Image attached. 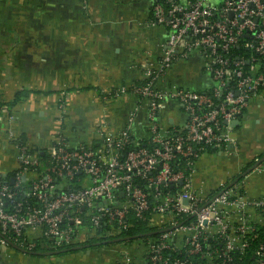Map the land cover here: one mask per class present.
Instances as JSON below:
<instances>
[{"label":"built area","instance_id":"2783aa9c","mask_svg":"<svg viewBox=\"0 0 264 264\" xmlns=\"http://www.w3.org/2000/svg\"><path fill=\"white\" fill-rule=\"evenodd\" d=\"M165 2L167 6L155 2L151 10L152 23L167 30L160 57L142 66L138 83L106 96L127 93L136 100L126 126L114 134L105 123L99 124L101 144L97 149L84 145L72 149L63 134H54L47 152L52 164L27 194L37 198L38 206L22 211L17 203L12 211L5 210V199H13L14 194L0 184V229L22 236L29 249L38 236L52 238L56 247L81 241L80 231L88 223L95 229L109 224L107 235L115 236L126 226L130 214L142 217L150 209L149 222L158 230L178 227L160 233L158 238L123 245L120 257L124 264H193L192 257L197 264H233L232 254L243 258L251 241L259 238L257 231L264 228V198H249L238 183H223L205 191L203 183L195 179L202 159L229 154L235 148L233 122L264 87V0ZM193 55L210 77L211 86L205 91L176 84L164 86L173 67ZM170 102L184 112L181 125L171 129L173 134L163 131L158 120ZM142 107L146 109L151 148L138 147L123 156L122 150L134 137L136 111ZM58 112L60 119L67 112L61 99ZM9 136L20 151L18 180L28 167L38 166L39 160L26 152L27 147L11 132ZM209 147L215 148V153H206ZM180 159L187 161V174L176 166ZM53 175L67 180L84 175L87 184L56 192ZM135 178L142 179L144 185L138 186ZM116 193L122 201L116 199ZM64 222L68 224L62 227ZM6 248L0 240V255ZM166 251L185 258H170ZM253 253L251 264H264V240Z\"/></svg>","mask_w":264,"mask_h":264},{"label":"crops","instance_id":"0c3cea01","mask_svg":"<svg viewBox=\"0 0 264 264\" xmlns=\"http://www.w3.org/2000/svg\"><path fill=\"white\" fill-rule=\"evenodd\" d=\"M152 5L153 0H0V173L10 184L20 152L10 132L43 154L58 132L71 147L97 149L99 124L114 134L126 126L136 100L127 93L106 96L138 83L142 66L160 57L167 30L152 23ZM169 84L205 91L212 82L193 55L168 73L163 85ZM60 99L67 106L62 119ZM162 113L163 131L183 121L172 102ZM146 125L142 107L132 127L137 140H148ZM235 137L231 153L197 164L195 180L205 191L233 182L264 154V87L239 118ZM236 183L249 198H264V162ZM123 250L107 245L36 257L6 248L0 264H124Z\"/></svg>","mask_w":264,"mask_h":264},{"label":"trees","instance_id":"16d2710c","mask_svg":"<svg viewBox=\"0 0 264 264\" xmlns=\"http://www.w3.org/2000/svg\"><path fill=\"white\" fill-rule=\"evenodd\" d=\"M155 2L160 3L164 6H167L165 0H153V4ZM234 52L241 54L240 49H235ZM245 54L249 55L248 52H246ZM176 106L181 111L182 116H183L184 112H183L182 107L178 106V105H176ZM162 114H163L162 112L160 114H158V120H159L160 124L162 121ZM182 119L184 120V116ZM180 125L181 124L176 125V127L178 128ZM172 128H174V127L172 126L171 128L168 129V131L170 130V134H173V132L171 130ZM134 137L133 136L130 137V143L122 150L121 154L123 156L125 155L126 152H128L132 149H136L138 147L151 148V144L148 140L141 141V140H137ZM18 141H19V144L21 146H25V142L23 139L18 138ZM135 144H136V147H135ZM80 146L72 147V149H78ZM215 150L216 149L212 148V147L205 149V151H207L206 153H215ZM26 152H28L29 154H35L37 156V158L39 160L38 166L28 167L27 171H23L22 172L23 174H20L22 176L24 175V177L22 178V176H20L19 179L15 180L12 184L9 183L7 178H4L2 175L0 176V184L1 185L4 184L7 187H9L11 192L14 194L13 199H11V200L5 199L4 209L7 211H12L15 208L17 203L21 204L22 211H25L29 207L38 206L40 204V202L37 200V198H35L32 195L27 196V194H30L32 192L31 191L32 183L34 181L41 179L47 173V168L49 167L50 164H52L51 159H50L47 152H43V154H41L42 152H39L38 150H35L33 148L27 147ZM176 166L178 169H181L182 171L185 172V174H187V172H188L187 161L180 159L177 161ZM16 174H17V172H15V174H14L15 178H16ZM30 174H32V176ZM85 179H86V176H84V175H76L73 180H67L66 178H58L56 175H53L54 190H56V192H63V191H72V190H75L78 188H82L85 186V184H87ZM135 183L140 187H142L144 185V181L140 178H135ZM230 183L231 182H226L225 186H228ZM116 199L118 201H122L123 197H121L119 193H116ZM97 203L103 204V201L98 200ZM150 206H152V203L150 204ZM151 216H152L151 209L144 212L142 214V217H136L134 214H130L125 220L126 226L121 230V232L119 234H117L115 236H108L107 235V231L110 228L109 224L108 225L102 224L100 227L95 229V228H91V225L88 223L85 225L86 229H83L80 231L81 239H83V240L75 242V243L70 244V245H64V246L61 245V246H57V247L54 245V240L52 238H47L45 236H38V237L33 239L34 247L32 249H29L28 244L25 243L22 236H16L10 230L2 231L0 229V233L5 238L9 239L13 243H16L17 245L21 246L22 248H25V249H28L31 251H36V252H45V251H53V250L71 249L75 246L82 245V244H93L96 242H101V241L109 240V239H113V238L124 237V236H134V235H139V234H144V233L156 231L158 229L154 225H151L149 222ZM190 221H191V219H190ZM67 224H68L67 222H64L61 224V226L63 227V226H66ZM257 232L259 233V235H258L259 238L251 241V245L248 248V250L246 251L247 254L243 258H241L236 253L232 254V258H233L232 263L233 264H251L252 263V260H253L252 257L254 255L253 250H254L255 246L258 244L259 241L264 240V228L260 227ZM159 235L160 234H155V235H152L150 237H141L139 239L125 241V242H122V243H119L116 245H129L135 241H144L145 242L151 238H158ZM26 238H28V237H26ZM0 240H2L1 237H0ZM6 247L13 249L7 245H6ZM95 247H99V246H90V248H95ZM74 252H75V250H70L68 252L61 253V254L54 255V256H63V255H66L69 253H74ZM165 255L170 257V258H173V257L185 258L184 254L179 255L178 253H174L172 251H166ZM190 259L193 262V264H197L196 259H194L193 257Z\"/></svg>","mask_w":264,"mask_h":264},{"label":"water","instance_id":"95a60500","mask_svg":"<svg viewBox=\"0 0 264 264\" xmlns=\"http://www.w3.org/2000/svg\"><path fill=\"white\" fill-rule=\"evenodd\" d=\"M239 119H236L233 124L236 125L238 123ZM264 162V154L249 168H247L238 178H236L233 182L230 183V185L238 182L240 180V178H243L245 175H247L248 173H250L251 171H253L254 169H256L261 163ZM15 180V178H14ZM182 182H180L181 184ZM178 226L175 227H171V228H167V229H163V230H156V231H152V232H148V233H144V234H139V235H134V236H124V237H118V238H113V239H109V240H104L101 242H96L93 244H82V245H78L75 246L71 249H62V250H53V251H45V252H36V251H31L25 248H22L21 246L17 245L16 243H13L12 241H10L9 239L5 238L1 233H0V237L2 238V240L4 241V243L13 248L14 250H17L19 252H22L24 254H28L30 256H36V257H49V256H54V255H58L61 253H65L68 252L70 250H84V249H88L90 248V246H106V245H116L125 241H129V240H135V239H139L141 237H150L152 235L155 234H160L163 232H167V231H171L175 228H177Z\"/></svg>","mask_w":264,"mask_h":264},{"label":"rangeland","instance_id":"374dc122","mask_svg":"<svg viewBox=\"0 0 264 264\" xmlns=\"http://www.w3.org/2000/svg\"><path fill=\"white\" fill-rule=\"evenodd\" d=\"M209 159H211V157H208ZM208 160V159H207ZM115 246H117V245H115Z\"/></svg>","mask_w":264,"mask_h":264}]
</instances>
